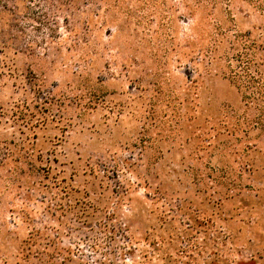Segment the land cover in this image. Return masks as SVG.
Here are the masks:
<instances>
[{
  "label": "rangeland",
  "instance_id": "obj_1",
  "mask_svg": "<svg viewBox=\"0 0 264 264\" xmlns=\"http://www.w3.org/2000/svg\"><path fill=\"white\" fill-rule=\"evenodd\" d=\"M58 1L0 0V264H172L190 217L202 263L264 264V123L224 76L264 0Z\"/></svg>",
  "mask_w": 264,
  "mask_h": 264
},
{
  "label": "trees",
  "instance_id": "obj_2",
  "mask_svg": "<svg viewBox=\"0 0 264 264\" xmlns=\"http://www.w3.org/2000/svg\"><path fill=\"white\" fill-rule=\"evenodd\" d=\"M76 1L69 0V5H67L68 3L66 1H58V5L56 8H54L57 11H63L67 6L75 8ZM15 3L16 1L14 4ZM3 9L5 14L8 12L9 17L14 15L13 11L7 10L6 5L3 6ZM9 19L7 21L6 18L5 23L1 21L0 27H11V22ZM245 38L249 39L250 34H246ZM241 46V51L236 53L234 52L230 58V61L235 62V66L232 65L231 67V63H226L227 70L224 76L230 80V82L240 93L241 99L244 102L246 108H252L256 110L257 114L252 123H264V44H258L257 42L252 41V43H243ZM38 120L39 122H44L48 119L47 117H43ZM248 121L249 120L247 118H244L241 123H247ZM238 123H240V121H238ZM20 148L22 149L23 147ZM4 150L5 152L3 154V158H5V160L7 158L12 159L14 153L7 148ZM29 157V154L21 155L18 159H16V161H24ZM229 190L230 189L228 188L226 189L227 192L224 193L225 198L229 196ZM189 220L191 223L183 222L182 227L179 229V231H177V233H175L174 237L172 239L169 238L170 242L168 243V246H170V252H167V255L164 256L165 263L209 264L206 261L205 263H202L201 261L204 251H206L208 247H216L218 250L220 247H222V244H224L221 239V232H219L217 229L215 231H209L207 229L199 231L202 224L196 222L193 217H190L188 221ZM209 225L211 228H213L212 224ZM152 242L153 251L158 250L161 242L155 240ZM217 257L218 256H216V258ZM210 264H216V262L212 261Z\"/></svg>",
  "mask_w": 264,
  "mask_h": 264
}]
</instances>
